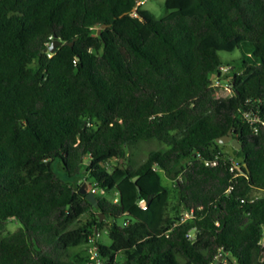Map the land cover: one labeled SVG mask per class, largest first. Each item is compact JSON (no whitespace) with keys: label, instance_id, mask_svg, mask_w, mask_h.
Listing matches in <instances>:
<instances>
[{"label":"trees","instance_id":"trees-1","mask_svg":"<svg viewBox=\"0 0 264 264\" xmlns=\"http://www.w3.org/2000/svg\"><path fill=\"white\" fill-rule=\"evenodd\" d=\"M165 6L0 0V264H264V0ZM230 128L240 169L217 141ZM91 241L96 257L72 250Z\"/></svg>","mask_w":264,"mask_h":264},{"label":"rangeland","instance_id":"rangeland-1","mask_svg":"<svg viewBox=\"0 0 264 264\" xmlns=\"http://www.w3.org/2000/svg\"><path fill=\"white\" fill-rule=\"evenodd\" d=\"M140 8L147 9L151 11L156 16H162L167 12L166 6H165V0H145L143 3L138 4ZM222 59L225 63L231 62L233 59H238L241 57V51L239 48L234 49L233 51H221L220 52ZM231 66V65H230ZM224 73V72H223ZM217 72H213L211 74L212 78H216ZM230 76L224 73L222 75L221 82L219 84H216V88L218 93L224 94V95H230L231 91L225 89V87H230ZM159 143L156 140H150L143 142L140 146V148L137 150L136 159L141 160L144 158L146 153L153 147L157 146ZM222 151L224 152L225 156L232 160L238 167L240 166V163L243 162V155L239 152V148H237L231 141L222 143ZM117 160L111 162L115 163ZM163 183L166 184L170 190L171 195H174V182L170 179H168L163 174ZM89 188V185L87 186ZM264 194V191L262 189H256L253 193V196L262 195ZM89 216L88 213L84 214L82 216V219H86ZM106 218V215H104L103 220ZM123 217L119 218V221L122 220ZM21 225V223L15 219H12L9 221L6 230H15ZM99 237L101 241L105 243H110L111 239L107 232V227L104 226L99 234ZM264 241V240H263ZM73 251H80L86 255H93L95 252V243L94 241H91L89 243L81 244L72 247ZM122 257V253H119L118 260ZM225 258L226 264H238L237 259L235 256H233L231 253L227 252Z\"/></svg>","mask_w":264,"mask_h":264},{"label":"water","instance_id":"water-1","mask_svg":"<svg viewBox=\"0 0 264 264\" xmlns=\"http://www.w3.org/2000/svg\"><path fill=\"white\" fill-rule=\"evenodd\" d=\"M138 3H139V0H136V4H138ZM103 26H106V24L102 25V27ZM102 27L99 28V32L101 31ZM62 43H63V41L60 38L55 36L52 39V41L50 42V44L45 48V51L55 52L57 50L58 46L61 45ZM217 141L220 143H225V142L231 141L237 148H241V146H242V142L239 140V138L237 136L234 135L233 128H230L227 134L219 136L217 138ZM137 179H138V175L134 176V180L137 181ZM87 186H88L87 181H84L80 187V191L86 195V198L94 206L99 207V200H98V197L96 195L95 190H90ZM138 188L140 189V186H138ZM104 215H105L104 212L101 211L100 212L101 219H103ZM222 259H223V255H220L218 260H217V264H221ZM261 259L262 260L264 259V253L261 256Z\"/></svg>","mask_w":264,"mask_h":264},{"label":"built area","instance_id":"built-area-1","mask_svg":"<svg viewBox=\"0 0 264 264\" xmlns=\"http://www.w3.org/2000/svg\"><path fill=\"white\" fill-rule=\"evenodd\" d=\"M144 1H145V0H139V3H143ZM139 3H138V4H139ZM50 42H51V41H48L47 44L49 45ZM221 69H222L223 72H226V71H228V70L231 69V66H229V65H224V66H222ZM221 79H222V75L219 74L218 77L214 78L213 85L216 87V84H219V83L221 82ZM216 89H217V88H216ZM225 89L231 91V93H232L231 86H230V87H225ZM217 92H218V91H217ZM231 93H230V95H231ZM219 94H220V93H219ZM221 95H223V96H229V95H224V94H221ZM244 116H245L246 118H248V119H251V120L256 118V117H254V118H253V117H250L249 113H247V112L244 113ZM232 162H233V161H232ZM207 163L216 164L217 161H216V160H215V161H212V162L207 161ZM235 167L238 168V169H240V166L238 167V165H236V164L233 162L232 169L235 168ZM93 190H96V189H93ZM139 204H140L143 208H146V207H147V203H146V200H145V199H140ZM191 216H193V211H186V212L183 214V216H182V220H185L186 218L191 217ZM188 235H189L190 237H194V231H193V230H190V232L188 233ZM97 255H98V250H97V246H95V252H94L93 255H91V256H92V257H96Z\"/></svg>","mask_w":264,"mask_h":264}]
</instances>
